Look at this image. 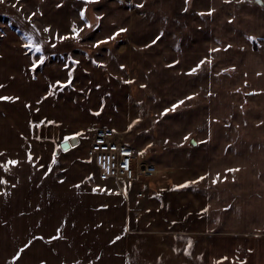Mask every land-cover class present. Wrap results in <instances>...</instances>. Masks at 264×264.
Returning <instances> with one entry per match:
<instances>
[{"label": "crops", "instance_id": "1", "mask_svg": "<svg viewBox=\"0 0 264 264\" xmlns=\"http://www.w3.org/2000/svg\"><path fill=\"white\" fill-rule=\"evenodd\" d=\"M23 1L0 3V96L19 97L0 100V162L19 161L0 167V264H264V3L94 0L98 34L73 53L58 20L88 1L35 4L56 31L32 43L68 56L34 72ZM39 122L58 128L51 140L34 137ZM100 128L155 173L98 187L86 149Z\"/></svg>", "mask_w": 264, "mask_h": 264}, {"label": "rangeland", "instance_id": "2", "mask_svg": "<svg viewBox=\"0 0 264 264\" xmlns=\"http://www.w3.org/2000/svg\"><path fill=\"white\" fill-rule=\"evenodd\" d=\"M8 1H10V0H2V2H0V3H3V6H4L3 9L5 8L6 11L9 10L8 9V7H9L8 5H11ZM87 1H88V3L83 4V6L86 7V8L89 7L91 9L90 14L85 13V17H86L87 21L88 22L90 21V23L92 25L91 28H89V27H87L85 25V22L81 18L80 13L73 9V6H74V8L75 7L77 8V7H80V6L83 7L82 5H80L78 3L74 4L73 6L70 5V4L69 5H65L64 6V8H66L65 11L68 12V13H65V16H64L65 18H62V19L58 20L59 23H62V22H64L63 20H66V18H67L66 25H64V27H63L64 30H62V31L67 30V28H69V30L72 31L73 24H75L77 28L82 29V31H80V33H79V35H80V39L79 40L74 38V41H72V36L68 37V38H70L69 41H62L61 40L62 43H60V45L63 44V45H66V47L68 46L67 47L68 50H66L67 51L66 53H68L70 50L73 53V51H74L73 49H75V50L79 49L78 47H76L74 45H76V43L78 44V42L80 40L82 41V43H84L83 41H89L88 44H90V42L93 43V41L96 38V34H98V31H96V30L98 29V26H99L100 8H99L98 5H95V1L94 0H87ZM35 4L38 7L42 6L43 9H44V7H46L47 12L51 11V10H48V8H50V9L53 8L54 9V3L51 0H48L47 3L44 6L43 5H39L36 2L32 3L30 0H25V1H23V4L17 5V8H19L18 10L20 11L19 15H21L23 17V45L27 46V48L29 49L28 52H29V57L31 59V60L27 59V63L28 64L29 63H31V64L34 63L35 60H37V58H38L37 55H36V52L33 50V48H31L32 41L29 39V37H32V39H33V37L35 36L34 38L38 39L39 41H43V39L47 40V38H48V40H50L51 39V34H53V31H56V29H54V26L52 25L53 22L55 23V21L53 19H51V18L46 17V15L43 17L38 12H36L37 6ZM68 8H69V11H67ZM12 11H16V10H12ZM135 12H138V10H135ZM32 13H35V15L33 16ZM29 17H31V19H29ZM98 17H99V19H97ZM33 25L35 27H33ZM1 26L4 27V25H0V27ZM49 26H50L51 30L50 31H45V29L48 28ZM59 32H61V31H59ZM31 33L33 35L29 36L28 34H31ZM66 53L55 54V52H54V53H52V55H48V56L44 55L43 57H45L44 58L45 61L47 60L46 62L45 61L44 62H45V64H52V63H55V62H61V61H63L62 59L67 60L66 56H68V55ZM40 56H41V53H39V57ZM31 68L33 69V67H31ZM33 71L35 72L34 69H33ZM33 74H35V73H33ZM40 125H43V126L40 127ZM45 125H47V126L45 127ZM33 129H34V137L42 139V140H51L53 138V136H55V134L57 133V129L58 128L57 127H51L50 122H45V123L44 122H39V123L35 124V127H33ZM91 136H92V134H91ZM75 139L78 140L77 138H75ZM79 142L81 144H79L77 146V148H75V150L78 149L77 151L82 150V143L83 142H81V139H79ZM75 145H71V147L75 146ZM56 154H57V152H56ZM97 185H98V187L103 188L104 190L112 189V188H108L107 186L99 185V183H97ZM139 186L144 187V188L146 187L145 184H140ZM132 187L134 189H137L134 186H132Z\"/></svg>", "mask_w": 264, "mask_h": 264}, {"label": "built area", "instance_id": "3", "mask_svg": "<svg viewBox=\"0 0 264 264\" xmlns=\"http://www.w3.org/2000/svg\"><path fill=\"white\" fill-rule=\"evenodd\" d=\"M86 153L96 169V180L108 188L135 184L156 171L153 165L138 158L121 134L107 128L93 131Z\"/></svg>", "mask_w": 264, "mask_h": 264}, {"label": "snow or ice", "instance_id": "4", "mask_svg": "<svg viewBox=\"0 0 264 264\" xmlns=\"http://www.w3.org/2000/svg\"><path fill=\"white\" fill-rule=\"evenodd\" d=\"M0 2H2V0H0ZM261 2L264 3V0H261ZM14 6H15V5H14ZM138 6H139V7H143L142 4H141V5H138ZM32 15L34 16L35 13H32ZM80 15H81V18L84 20L85 25H86L87 27L91 28L92 25H91L90 22L87 21V19H86V17H85V13H84V11H81ZM201 15H203V13H201ZM29 19H31V17H29ZM97 19H99V17H98ZM230 22H231V21H230ZM97 26H98V25H97ZM33 27H35V26L33 25ZM50 30H51L50 26H49L48 28L45 29V31H50ZM80 31H82V29L77 28L76 25L73 24V29H72V36H73V38L79 40V39H80V35H79ZM124 31H126V29L121 28V29H119V31L116 33V35H118L119 32H124ZM57 35H58V34H57ZM58 38L61 39V40H63V39H67L68 37H67V36H59V35H58ZM112 38H113V37H109L108 39H112ZM159 38H160V37L158 36L156 39L158 40ZM29 39L31 40V37H29ZM249 39L254 40L255 37H249ZM103 42H105V41H97L96 43H97V45H99L100 43H103ZM155 42H156V41L154 40L153 43H155ZM54 46H55V45H53V47H54ZM31 47H32L37 53H42V52H43V46H42V44H40V43H35V42H33V43H31ZM229 47H231V45H229ZM43 63H44V57L41 55V56L38 57L37 60L33 63L32 67H33V69L35 70V69L37 68L38 65H42ZM75 63H79V62L76 61ZM200 64L202 65V64H203V61H201ZM66 67H67V66H66ZM122 67H123V66H122ZM199 67H200V65H197V67L192 68L190 71H191L192 73H195ZM69 77H71V72H69ZM56 83H57V84H61V83H63V82H61V81H56ZM67 83H71V80L69 79V80L67 81ZM0 87H3V85H0ZM13 99H19V97H15V98H13V97H7V96H0V100H13ZM188 99H191V97H188ZM177 103H178V104H182V103H184V101H178ZM176 107H177V104H174V105L172 106V110L174 111V110L176 109ZM168 111H169V109H165V112H168ZM97 114H99V113H97ZM80 135H82V133H79V132H78V133H74V134L72 135V139H75L77 136H80ZM185 139H188V137H185ZM31 158H32V156H31V153H30V154H29V160H31ZM18 163H19V161H17V160H9V161H7L6 163H4V162H0V167H3L4 171H5V172H8V171H9V165H13V166H14V165H17ZM238 170H239V169H228V171H238ZM219 175H220V174L218 173V174H217V180L219 179ZM199 179H204V177H200ZM0 182L7 184V183H8V180H7V179L0 178ZM186 183H192V181H188V182H186ZM178 187H183V185H179ZM117 239H119V237H117ZM29 243H31V242H29ZM188 243H189V246H191V241H189ZM27 246H28V245H25V247H27ZM21 251H23V249H22ZM225 259H226V258H225Z\"/></svg>", "mask_w": 264, "mask_h": 264}, {"label": "water", "instance_id": "5", "mask_svg": "<svg viewBox=\"0 0 264 264\" xmlns=\"http://www.w3.org/2000/svg\"><path fill=\"white\" fill-rule=\"evenodd\" d=\"M75 144H77V140H76V139H71V140L69 141V143H64V144H62V145H61V148H62L63 150H66V149L69 148L70 145H75Z\"/></svg>", "mask_w": 264, "mask_h": 264}, {"label": "bare ground", "instance_id": "6", "mask_svg": "<svg viewBox=\"0 0 264 264\" xmlns=\"http://www.w3.org/2000/svg\"><path fill=\"white\" fill-rule=\"evenodd\" d=\"M87 154V153H86ZM98 182V181H97ZM100 185H102L101 183H99ZM103 186V185H102Z\"/></svg>", "mask_w": 264, "mask_h": 264}]
</instances>
